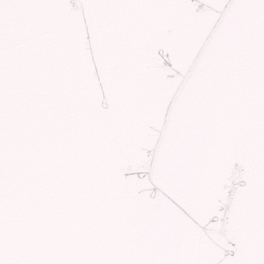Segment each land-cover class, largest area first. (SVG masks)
<instances>
[{
	"label": "water",
	"instance_id": "water-1",
	"mask_svg": "<svg viewBox=\"0 0 264 264\" xmlns=\"http://www.w3.org/2000/svg\"><path fill=\"white\" fill-rule=\"evenodd\" d=\"M0 264H264V0H0Z\"/></svg>",
	"mask_w": 264,
	"mask_h": 264
}]
</instances>
